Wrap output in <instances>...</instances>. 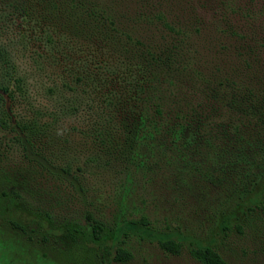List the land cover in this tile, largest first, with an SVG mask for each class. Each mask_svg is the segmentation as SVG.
<instances>
[{
	"label": "rangeland",
	"instance_id": "rangeland-1",
	"mask_svg": "<svg viewBox=\"0 0 264 264\" xmlns=\"http://www.w3.org/2000/svg\"><path fill=\"white\" fill-rule=\"evenodd\" d=\"M5 1L0 64L10 65L0 81L14 96L0 94L15 118L41 124L25 146L13 123L0 125V237L25 244L9 264H40L42 254L50 264H264V215L247 205L264 188V0H121L117 29L77 34L15 17ZM28 2L27 16L40 10ZM146 45L179 65L183 147L169 141V115L157 130L139 120ZM3 192L82 238L72 245L28 224Z\"/></svg>",
	"mask_w": 264,
	"mask_h": 264
},
{
	"label": "trees",
	"instance_id": "trees-1",
	"mask_svg": "<svg viewBox=\"0 0 264 264\" xmlns=\"http://www.w3.org/2000/svg\"><path fill=\"white\" fill-rule=\"evenodd\" d=\"M120 1L121 0H38L40 10L37 11L33 8L34 6H32L33 9L32 12L29 11V14L31 13L29 16H27L28 13L25 12L27 8L31 6V3L28 2V0H6L3 6L4 8L10 9L15 17L21 19L30 18L31 21H33L34 16L32 15L37 14V17L40 16L39 19L46 24L60 26L65 31H71L77 34L83 31H90L94 26L95 29H98L99 31L104 29L102 28L103 26L109 27L110 29H117L116 24L118 19L113 11H115L114 8ZM159 15L160 11L155 12L157 18H159ZM149 17L150 16L146 15L147 19ZM109 39L112 43L114 42L116 45L118 44V40H115V37L112 36V38L110 37ZM153 49L154 48L148 45H146L145 48L142 47L141 49L139 47L137 49V56L144 58L146 61L145 67H148V71L144 76V82L141 83V90L145 92V97L143 99L139 120L141 124L149 127L151 130H157L159 127L157 125L158 118L164 120L166 115H169L170 119L174 122L172 126L167 127L169 141L171 143H181L180 145L183 147V142H185L184 128L189 115L182 108H179L178 104L174 105V99L172 98L174 95V92L172 91V85H174L173 81H175L174 78L180 76L179 65L170 57L167 61H163L160 58V55L155 53ZM126 51L128 52L130 50L126 49ZM9 65L8 60L3 57L2 63L0 64L1 70H5L6 66ZM4 75L6 74L4 73ZM14 81L17 82L18 88H20V79L15 78ZM0 90L11 99L14 96L12 89H10L8 83H5V81H0ZM243 100L245 99L243 98ZM5 101L6 99L4 96L0 94V125L8 123L12 126L11 123H13L15 126L13 132H15V134L12 139L16 140L18 144L25 146V143L32 141V138L34 139L39 135L38 132H40L41 124L36 118H15L12 109L6 108ZM233 112L237 114V117L239 116L236 110ZM20 134H23L25 139H22ZM2 194L4 198H6V201L14 206L12 208L17 211V215L18 213H23L27 216L28 224L33 220L37 226H42L44 222L46 223L47 228H44V231L42 232L51 234L56 231L57 228L53 227L50 223H47L44 217L33 212L30 213L29 209L18 201L14 195L7 192H3ZM251 203H254V206L259 208L264 215V188L258 192V195L255 196L254 199L248 202V209L250 208L249 205H251ZM5 213H7V209L4 210V206L1 205L0 216ZM9 221L12 225L17 226V228L23 232H27V224L24 225L21 222H17L14 218ZM57 231L60 235L62 234L66 237V241L73 243L72 245L78 244V240L82 238V231L77 227L64 226L57 229ZM101 232L102 229L98 224L91 225L90 234L93 239L100 240ZM1 233L2 232L0 231V234ZM196 247L197 249L193 250V253L195 255L200 253L201 259L205 262V252H207L208 249H203L204 246L201 243L196 244ZM24 248L25 244L18 240L17 242H14L9 238L2 239L0 237V259L2 257L6 264L10 263L9 258L13 255V253H10L12 251L15 252V254L18 253L20 257H18L17 254L14 256L22 261L21 256ZM38 258L41 261L40 264H46L48 262L50 264V260H46L43 254L38 256Z\"/></svg>",
	"mask_w": 264,
	"mask_h": 264
}]
</instances>
